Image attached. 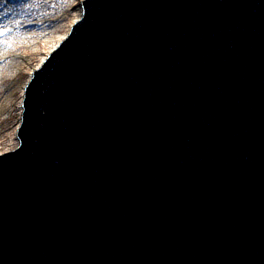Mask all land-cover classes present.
I'll return each mask as SVG.
<instances>
[{"label": "water", "instance_id": "95a60500", "mask_svg": "<svg viewBox=\"0 0 264 264\" xmlns=\"http://www.w3.org/2000/svg\"><path fill=\"white\" fill-rule=\"evenodd\" d=\"M0 153V264H264V0H82Z\"/></svg>", "mask_w": 264, "mask_h": 264}, {"label": "bare ground", "instance_id": "6f19581e", "mask_svg": "<svg viewBox=\"0 0 264 264\" xmlns=\"http://www.w3.org/2000/svg\"><path fill=\"white\" fill-rule=\"evenodd\" d=\"M2 1L0 0V25L7 34L6 38L8 40L6 39L5 41L7 42L5 43L4 41L2 42V39H0V92H3L2 89L5 90L6 86L13 80V78L23 72L26 68V64H29L33 60V57L37 54L40 45L42 46L47 43L50 38L55 39L54 43L50 46L51 48L49 51L39 57L32 69L40 65L44 56L52 51L56 44L62 40L66 34V32H64L56 35L57 28L44 31L40 20H31L30 18H26L24 21L18 22H14L13 20V16L16 17L20 15L22 11H28L29 14L38 12L37 9H41L39 6H47L51 10L64 7L66 0H22L19 11L15 12L14 15L12 14V10L15 8H12L10 5H5L6 1H3V3ZM64 11L65 14V8ZM79 16L80 8L78 12L74 14L73 20L76 21ZM59 18L60 15L55 16L52 20L49 19L48 23L53 21V23H55L59 20ZM48 23H46L45 26L48 25ZM39 29H41V31L37 32L36 30ZM22 35L26 38L23 39V37H21ZM32 69L30 68L27 72L28 76L30 75ZM22 91L23 86H20V89L14 92V94L18 96L17 101H15L16 106H14L15 111H17V120L12 125V130L9 134L8 140L3 139L4 130L0 129V143L4 142L6 144H12L14 147L11 146L10 149H15L18 144L16 130L20 122L19 116L21 113L20 103L23 93ZM2 105V95L0 94V108Z\"/></svg>", "mask_w": 264, "mask_h": 264}, {"label": "rangeland", "instance_id": "374dc122", "mask_svg": "<svg viewBox=\"0 0 264 264\" xmlns=\"http://www.w3.org/2000/svg\"><path fill=\"white\" fill-rule=\"evenodd\" d=\"M2 1V0H1ZM6 1L5 5H10L12 8H15L12 10V14L14 15L15 12L19 11L20 5L22 3V0H3ZM2 1V3H3ZM80 2L81 0H66L64 7H59L55 10L49 9L47 6H39L41 9H37L38 12L29 14L28 11H22L20 15L13 16L14 22L18 21H24L26 18H30L31 20H40L42 28L44 31L48 29H56V35L62 34L64 32L67 33L69 30V27L73 23V16L75 13L78 12L80 8ZM64 8L66 9V13L64 14ZM32 10V9H31ZM34 11V10H32ZM60 15L59 20H57L55 23L49 22V19L52 20L55 16ZM8 20V19H6ZM43 21V22H42ZM48 23V25L45 26V24ZM35 30V29H33ZM37 32H40L41 29L36 30ZM7 34L5 33L4 29L0 25V39H2V42L5 41L7 38ZM23 37V35L21 36ZM26 37L24 36L23 39ZM43 38V37H42ZM8 40V39H7ZM42 40V39H41ZM55 39L50 38L47 43L44 45H40L38 48L37 54L33 57V60L26 64V68L21 72L19 75H17L13 80L6 86L5 90L2 89L3 92H0L2 95V102L3 105L0 108V129L4 130V140H8L9 134L11 133L12 125L17 120V111H15L14 106L15 101H17L18 96L14 94V92L18 91L20 89V86H24L28 75L27 72L34 67L35 63L39 59L41 55H44L46 52L49 51L51 48L50 46L54 43ZM11 108V109H10ZM9 113V114H8ZM13 146L12 144H6V143H0V153L7 151L8 149ZM14 147V146H13Z\"/></svg>", "mask_w": 264, "mask_h": 264}]
</instances>
